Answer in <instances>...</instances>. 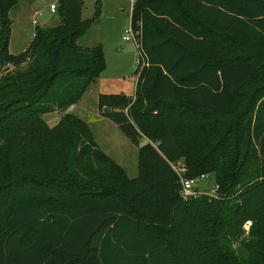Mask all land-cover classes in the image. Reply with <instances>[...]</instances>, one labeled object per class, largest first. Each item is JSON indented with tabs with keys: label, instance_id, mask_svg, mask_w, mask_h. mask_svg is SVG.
<instances>
[{
	"label": "trees",
	"instance_id": "16d2710c",
	"mask_svg": "<svg viewBox=\"0 0 264 264\" xmlns=\"http://www.w3.org/2000/svg\"><path fill=\"white\" fill-rule=\"evenodd\" d=\"M17 3L0 0V264H264V0L134 1L135 94L97 102L147 139L133 177L70 111L106 68L77 43L99 5L59 0L12 54ZM179 161L217 194L183 199Z\"/></svg>",
	"mask_w": 264,
	"mask_h": 264
},
{
	"label": "rangeland",
	"instance_id": "374dc122",
	"mask_svg": "<svg viewBox=\"0 0 264 264\" xmlns=\"http://www.w3.org/2000/svg\"><path fill=\"white\" fill-rule=\"evenodd\" d=\"M97 5L100 7L98 17L86 33L77 40L81 46L93 47L100 44L106 63V68L100 74L97 83L91 85L83 95L85 108L88 112L74 111L75 114L87 121L96 118L94 115L97 108L95 96L99 88L105 93L113 92L129 97L135 94L138 75L137 70L135 73V69L137 62L141 59L137 44L132 39L122 40V36L126 34L125 30L131 24L130 1L83 0L82 18L93 17ZM9 16L12 21L9 51L12 54H18L27 47L33 37L36 25L49 28L59 22V16L49 11L48 0H18V3L11 8ZM55 113L59 114L57 111ZM47 122L50 123L48 119ZM109 124L110 127L100 133L98 130L100 126H93L95 138L99 142V146L106 149L108 155L121 165L130 177H133L137 174V146L125 137L116 126ZM145 142L146 140L141 138L139 144ZM170 164L175 172L174 168L178 169L177 167L173 168L176 163L171 162ZM179 172L184 175L186 170L183 168ZM212 184L213 178L210 177L200 182L198 187ZM243 231L241 238L247 235L249 230L243 228Z\"/></svg>",
	"mask_w": 264,
	"mask_h": 264
},
{
	"label": "built area",
	"instance_id": "2783aa9c",
	"mask_svg": "<svg viewBox=\"0 0 264 264\" xmlns=\"http://www.w3.org/2000/svg\"><path fill=\"white\" fill-rule=\"evenodd\" d=\"M58 1L59 0H48V8L49 11L52 14H56L57 11V6H58ZM131 5H133L135 0H129ZM123 40L125 41H129L130 39H132L136 44V37L135 34L133 32V30L131 29V27H129L126 30V34L123 35L122 37ZM176 165V166H175ZM173 166L177 167L178 169H175L176 174L179 176V182H180V195L183 199H189L192 197H196L198 195H202V194H206L209 196H215L217 194L218 191V184L214 183L210 186H204V187H198V184L204 180H207L209 178L208 174H200L198 176H194V177H185L184 175L180 174V170H183V166L180 162H177ZM179 170V171H178ZM251 226V221L247 220L245 221L243 228L245 230H248L249 227Z\"/></svg>",
	"mask_w": 264,
	"mask_h": 264
},
{
	"label": "crops",
	"instance_id": "0c3cea01",
	"mask_svg": "<svg viewBox=\"0 0 264 264\" xmlns=\"http://www.w3.org/2000/svg\"><path fill=\"white\" fill-rule=\"evenodd\" d=\"M131 8H132V5H131ZM37 26H39V25H37ZM36 27V26H35ZM128 29V28H127ZM126 29V30H127ZM126 30H125V33H126ZM33 35H34V32H33ZM123 37V36H122ZM33 38V37H32ZM32 40V39H31ZM31 40H30V42H31ZM123 40V39H122ZM125 41V40H124ZM30 42H29V44H30ZM28 44V45H29ZM28 45H27V47H28ZM81 46V45H80ZM26 47V48H27ZM83 47H87V46H83ZM25 48V49H26ZM24 50V49H23ZM22 50V51H23ZM21 51V52H22ZM135 73H136V71H135ZM138 76V75H137ZM99 80V77H98V79H97V81ZM137 80V79H136ZM97 83V82H96ZM99 94H118V93H105L103 90H101L100 88H99V91H97V93H96V102H98V95ZM134 96V95H133ZM133 96H131V97H133ZM129 97V96H128ZM97 105V104H96ZM76 110H81V111H83V112H88L87 111V109L85 108V102H84V100H83V96H82V98L80 99V101L77 103V104H75V105H73L71 108H70V111L71 112H73L74 113V111L76 112ZM96 111V112H95ZM94 111V115L96 116V118L95 119H93L92 121H87V120H85V119H83L82 117V119L86 122V123H88V125L90 126V129H91V131H92V133H93V137H94V141H95V143H96V145H97V147L100 149V150H102L107 156H109L108 155V151L106 150V149H102L100 146H99V142L96 140V138H95V132H94V128H93V126H97V127H99L100 126V129H98L99 130V133L100 132H102L103 130H105L107 127H110V124L109 123H111V125H113V126H116L117 128H118V125L116 124V123H114L113 121H111L110 119H108V118H106V117H104L103 115H101V112L99 111V109H98V105H97V108H96V110ZM98 111H99V113H98ZM56 111H54V112H52V113H49L47 116H46V120L48 119L49 121H50V123L48 122V124L51 126V125H53V124H55L58 120H59V118H60V116H61V113L60 112H58L57 111V113H59V114H56L55 113ZM50 115V116H49ZM79 116V115H78ZM94 116V117H95ZM80 117V116H79ZM95 124V125H94ZM119 129V128H118ZM120 131V130H119ZM121 132V131H120ZM122 133V132H121ZM123 134V133H122ZM124 135V134H123ZM126 137V136H125ZM128 138V137H127ZM129 139V138H128ZM145 139V138H144ZM130 140V139H129ZM146 141H147V139H145ZM131 141V140H130ZM132 142V141H131ZM133 144H135L136 146H137V158H138V148H139V145L140 144H136V143H134V142H132ZM110 157V156H109ZM111 159H113L112 157H110ZM114 160V159H113ZM115 161V160H114ZM116 162V161H115ZM137 163H138V159H137ZM118 164V163H117ZM119 165V164H118ZM121 166V165H120ZM122 167V166H121ZM123 168V167H122ZM124 169V168H123ZM125 170V169H124ZM126 171V170H125Z\"/></svg>",
	"mask_w": 264,
	"mask_h": 264
},
{
	"label": "water",
	"instance_id": "95a60500",
	"mask_svg": "<svg viewBox=\"0 0 264 264\" xmlns=\"http://www.w3.org/2000/svg\"><path fill=\"white\" fill-rule=\"evenodd\" d=\"M36 27H37V25H36Z\"/></svg>",
	"mask_w": 264,
	"mask_h": 264
}]
</instances>
